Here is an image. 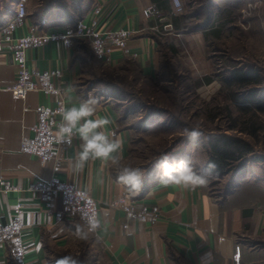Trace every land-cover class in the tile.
<instances>
[{
	"label": "crops",
	"instance_id": "obj_1",
	"mask_svg": "<svg viewBox=\"0 0 264 264\" xmlns=\"http://www.w3.org/2000/svg\"><path fill=\"white\" fill-rule=\"evenodd\" d=\"M86 1L83 2L86 10L80 21H93L97 18L95 11L101 8L98 29L137 31L126 48L114 49L110 65L106 66L116 69L133 60L143 75L151 80L160 74L162 37H169L175 31L191 33L183 35L193 51V55L188 52L190 56H187L180 50L183 65L195 78L209 76L214 79L211 73L216 57L214 54L198 57V48H214L218 42L228 46L244 0H206L201 17H186L177 24L174 18L186 16V13L176 14L172 0H168L172 11H162L166 18L163 25L171 24L174 30L159 32L162 36L157 37L153 35L157 31L152 30L157 18L148 16L146 9L156 8V2L165 0ZM182 2L185 5L188 0ZM16 8L1 18L0 37L8 32L12 37L28 36L37 28L32 13L19 22ZM195 20L194 25L203 22L205 26L201 30L184 31L186 23ZM45 23L43 34L72 27L70 16L59 17V13L47 18ZM249 24L254 27L252 32L261 33L264 46V15L255 14ZM175 45L178 47L176 43L171 47L177 52ZM241 46L243 49L247 47L243 43ZM78 50L75 39L69 43L55 39L28 48L26 57L34 76L47 70L58 72L52 78L56 92L33 91L20 96L12 91L18 81L12 46L5 42L0 48V179L6 187L0 194V217L6 223L16 218L22 222L24 264H51V254H78V248L87 243L77 235L78 229L84 235L82 222L66 215L60 197L46 202L29 189L37 180L50 182L54 177L77 184L99 202L100 226L94 235L104 264H264V176L247 172L246 178L225 198L211 195L206 185L166 187L159 183L156 173L142 181L139 192L130 191L113 175L116 166L129 160L132 138V132L120 124L123 107L115 102L98 100L96 115L92 117H108L112 123L104 129L105 132L109 135L115 133L122 139V148L115 161L89 159L81 162L78 157L80 140L75 136L66 159L60 163L42 162L23 151L22 140L36 136L38 108L55 107L62 101L68 107L78 106L81 100L89 97L83 94L80 86L85 60ZM101 61L106 63L103 59ZM252 66L258 69L257 64ZM214 83L206 86L211 87ZM122 199L133 204V213L118 205ZM142 214L146 220L141 219ZM237 247L241 250L240 258L237 257ZM10 255L7 247L0 246V264H11Z\"/></svg>",
	"mask_w": 264,
	"mask_h": 264
},
{
	"label": "rangeland",
	"instance_id": "obj_2",
	"mask_svg": "<svg viewBox=\"0 0 264 264\" xmlns=\"http://www.w3.org/2000/svg\"><path fill=\"white\" fill-rule=\"evenodd\" d=\"M18 0H0V20L3 16L13 12ZM85 0H27L28 13H32L34 21L38 23L45 22L47 19L42 14L46 10H54L60 16L72 18L78 21L82 13L86 10L83 2ZM88 1V0H87ZM86 1V2H87ZM182 1V0H181ZM243 1V0H242ZM88 3V2H87ZM202 3V4H201ZM184 13L189 11L194 12L200 10L206 4V0H188L184 5L182 2ZM239 15L234 21L233 33H230L228 46L218 42L214 48H198V57H207L214 54V69L211 75L215 79L213 86H206L202 83L205 76L202 78L196 77L186 65H183L180 58L185 55H193L190 46L183 39V35L191 33H177L176 31L171 36L162 37L161 57L162 66L160 70V83L154 85L147 80H140L135 86H131V78L134 67L130 63L127 65V70L117 72L108 66L103 65L91 43L84 39H78V53L84 58V76L80 80L83 94L92 96L102 101H111L123 107V112L126 109H131L133 106H145L146 104H154L161 107L167 115H159L163 122L177 121V129H161L159 132L148 133L145 124L141 122L144 112L132 115L125 124H138L137 129L132 130L134 143L132 144V154L123 164L117 168V173L123 167H140L144 169L143 182L147 181L150 176L156 173V162L159 158L168 154L173 157L187 156L191 159L194 170L198 174H205L207 183L205 184L214 195L222 196L228 187L234 184L233 173L226 176H218L207 172L205 167L208 157L207 136L226 134L239 138L243 141L251 143L255 147L256 157L264 156V143L261 137L260 142L253 137L240 133L239 131H230L229 126L237 120L238 125H243L244 114L235 107L232 93L228 89H221L224 86L222 76L230 77L236 69H248L253 64L258 65V70L264 77V46L262 35L259 31L252 32L253 28L249 21L255 15L260 17L264 15V0H244L242 8L239 9ZM58 18V17H57ZM197 21L186 23L187 27L184 31L190 30ZM73 28V27H71ZM256 28V27H255ZM239 29V30H238ZM258 29V28H256ZM259 30V29H258ZM180 37L182 41H180ZM233 37V38H231ZM175 42V50L171 44ZM247 47L242 48L241 44ZM187 44V50L185 44ZM226 46V47H225ZM182 48V49H181ZM179 50V51H178ZM180 50H183L180 53ZM190 54H187V53ZM177 57V58H175ZM197 57V59H198ZM235 61L233 59H239ZM233 60V61H232ZM164 67V69H162ZM141 79V77H140ZM163 81V82H162ZM264 88V83L262 85ZM237 90L240 96H248L250 90ZM142 92V93H141ZM228 108L232 111V117L229 116ZM221 113L218 120L213 121L215 114ZM264 121V114L260 116ZM233 120H232V119ZM160 122V121H158ZM198 131L200 135L192 143L188 140V135L191 131ZM259 142V143H258ZM247 172L250 175L258 174L264 176V162H249ZM246 172V173H247ZM79 219V218H77ZM80 220V219H79ZM84 235L86 236L84 246L78 248L79 253H53L50 255L51 264H55V260L64 256L72 255L79 258L83 264H104L99 257V244L92 232L82 220Z\"/></svg>",
	"mask_w": 264,
	"mask_h": 264
},
{
	"label": "built area",
	"instance_id": "obj_3",
	"mask_svg": "<svg viewBox=\"0 0 264 264\" xmlns=\"http://www.w3.org/2000/svg\"><path fill=\"white\" fill-rule=\"evenodd\" d=\"M173 9L176 14H181L184 10L181 0H172ZM16 18L20 21L28 18V9L25 1L21 0L16 5ZM101 8L95 11L97 18L101 14ZM156 8L146 9V14L150 17H155L158 24L152 27V30L157 32H171L173 26L171 24L163 25L166 18ZM97 18L90 22L80 21L78 27L68 28L67 30H56L52 33H39L38 28H35L34 33L28 36L12 37L10 32L0 37V48L3 43L11 44L14 59L18 66V81L12 88V91L25 96L30 92L44 91L46 93H54L56 90L53 87L52 78L58 75V72L44 71L34 76L26 50L28 48L41 45L45 42L55 39H64L72 42L73 39H84L91 43L96 55L103 59L106 65H110L111 54L114 49H124L128 45V41L137 33L135 29L120 30L117 32L100 30L97 26ZM68 107L67 103L58 102L55 107L38 108V124L35 127L36 136L34 138L26 137L22 140L23 151L31 157L38 158L42 162L53 161L60 163L66 159V152L71 148V143L62 141L58 136V129L61 123V110ZM6 189L4 181L0 179V194ZM31 192L38 194L43 200L50 201L55 197H60L63 200L65 213L72 218H79L90 229L89 221H98V226L92 232H96L99 224V202L94 199L91 194L77 186V184L69 181L60 180L54 177L50 182L37 180L29 187ZM120 205L126 212L133 213V204H127L126 200H119ZM142 220H146L145 216L141 215ZM23 224L19 218L12 222L6 223L0 217V246L7 247L18 264H24L25 248L22 243ZM237 257H241L240 247H237ZM235 264H241L237 262Z\"/></svg>",
	"mask_w": 264,
	"mask_h": 264
},
{
	"label": "trees",
	"instance_id": "obj_4",
	"mask_svg": "<svg viewBox=\"0 0 264 264\" xmlns=\"http://www.w3.org/2000/svg\"><path fill=\"white\" fill-rule=\"evenodd\" d=\"M169 1L165 0L164 2H156V9L160 12L167 11L170 13L171 7L169 6ZM202 4V3H201ZM185 7V6H184ZM200 10L191 12L189 11L186 13V16L183 14L180 18H174V23L177 24V21H185L186 17L194 18V17H201V14L203 13V7L200 6ZM174 11V9H173ZM46 18H51L56 12L52 10H46L42 13ZM37 18L36 16L34 17ZM69 18V17H68ZM70 21H72V27L76 28L78 27V21H74L72 18H70ZM36 27L38 28L39 33L44 32V27H46V23H38V21H35ZM158 20L154 22L153 25H157ZM205 24L202 22L198 25H194L190 28V31H196L201 30ZM180 29V28H176ZM153 32V31H152ZM154 36H162L159 32H155L153 34ZM76 45H79L78 39H75ZM99 59V58H98ZM101 61V59L99 60ZM101 63H103L101 61ZM132 64L134 69L130 70L132 72V78H131V86H135L137 82H140V80H147L152 82L154 85L157 83H160L162 78H160V74L156 77V79H147L142 71L140 70L139 66L136 62L133 60H128L123 66L113 69L117 72H123L127 70V65ZM103 65L106 66L105 63ZM112 69V68H111ZM164 69V67L162 68ZM141 77V79H140ZM222 83H224L221 89H228L232 93V99L234 102L235 107L243 113V116H246L244 118L243 125H238L237 120L234 118V122L230 124L229 130L230 131H239L240 133L247 134L251 137H253L255 140L260 142V139L262 137L263 143H264V121L260 117L264 114V88H262V85L264 83V77L261 74V72L255 68L254 66L248 67V69H236L230 77L225 78L222 76ZM213 81H215L212 77H205L202 81L203 84L209 85ZM163 82V81H162ZM81 83V81H80ZM251 89L248 96H240L237 94V90H247L249 91ZM142 93V92H141ZM133 106L131 109H126L125 112L121 111L120 113V124L121 126L126 129L134 131L135 129L139 128L138 124L131 125V124H125L132 115H136V113H140L143 110L144 116L141 119V122H137L139 124H145L148 133H155L159 132L161 129L169 128V129H177L175 128L176 125H179V123L176 121H168L163 122L159 118V115H164V113L167 115V112H165L161 107H157L156 105L152 104H146L145 106ZM140 111V112H139ZM229 116L233 118L232 111L228 108ZM221 113L215 114L212 118L213 121L220 119ZM231 118V119H232ZM233 120V119H232ZM160 121V122H158ZM180 126V125H179ZM258 142V143H259ZM134 143V137L132 134L131 138V148H130V156L132 154V144ZM207 144H208V157H207V163L205 165L207 172L210 174H215L218 176H226L230 173H233V181L234 184H231L232 186L228 187L227 190L224 191L223 195L220 196L222 198H225L228 196V194L238 185V183L242 182L243 179L246 178L245 174L249 168V162H264V156L263 157H256L255 155V147L246 141H243L239 138L229 136L226 134H220V135H209L207 136ZM119 166V165H118ZM116 166L113 170V175L117 179V176L119 173H117V167ZM206 176L205 174H201ZM211 192V191H210ZM211 195L215 196L212 192ZM9 254L10 251H9ZM10 261L11 264H18L12 254L10 255Z\"/></svg>",
	"mask_w": 264,
	"mask_h": 264
},
{
	"label": "clouds",
	"instance_id": "obj_5",
	"mask_svg": "<svg viewBox=\"0 0 264 264\" xmlns=\"http://www.w3.org/2000/svg\"><path fill=\"white\" fill-rule=\"evenodd\" d=\"M99 101L89 96L79 102L78 106L65 107L61 110V123L58 129L59 138L71 143L73 137L80 140L79 160L85 162L89 159H100L102 161L117 159V154L122 148L123 141L116 136L105 132V128L112 123L108 117H94L97 112ZM200 135L198 131H191L188 135L190 143ZM144 169L140 167H123L117 176L118 182L127 186L130 191L139 192L142 188ZM156 177L164 186L176 185L184 188H195L207 183V177L198 174L194 170L189 157H173L168 154L162 155L156 162ZM90 229L95 230L98 221H89ZM77 235L86 238L79 229ZM55 264H83V262L72 255H64L55 260Z\"/></svg>",
	"mask_w": 264,
	"mask_h": 264
}]
</instances>
